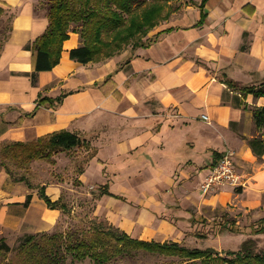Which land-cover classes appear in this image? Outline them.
Listing matches in <instances>:
<instances>
[{
	"label": "crops",
	"instance_id": "crops-1",
	"mask_svg": "<svg viewBox=\"0 0 264 264\" xmlns=\"http://www.w3.org/2000/svg\"><path fill=\"white\" fill-rule=\"evenodd\" d=\"M41 1L0 0L2 14H12L7 40L0 50V123H9L0 133V143L30 142L63 130L87 135V130L97 128L99 133L119 135L118 156L126 164L121 171L128 177L123 180L133 184L135 177L150 171L147 185L157 182L158 165L163 162L174 165L161 183L171 185L175 179H185L190 170L210 163L213 152L232 151L239 158L247 154L257 158L248 140L259 134L252 109L263 107L264 98L242 96L222 80H231L239 87L264 82V0H207L201 27H195L201 14L197 5L190 16L159 23L147 38L173 30L160 34L150 47L135 51L125 48L111 58L87 64L69 58V51L81 45L79 35L69 33L59 63L50 71L39 72L33 84L30 48L48 26L46 14L38 10ZM207 66L215 72L212 74ZM61 94L66 96L58 107L42 106L32 117L25 116L35 109L39 96L55 99ZM196 126L204 127L203 133L188 131ZM95 147L98 155L99 147ZM92 160L100 163L101 181L104 168L110 164L99 157ZM142 161L150 170H145ZM91 165L92 161L80 176L81 182L88 183ZM208 169L198 175L205 177ZM118 173H112V178ZM8 185L9 176L2 170L0 194ZM60 187L43 185L53 202L60 198ZM109 193L112 197L99 195V203L114 201L123 209L122 196L114 190ZM26 194L31 195L29 191ZM155 198L156 194L148 193L136 197L140 202L153 200L149 202L152 211L145 206L140 210L125 208L127 220L114 214L117 228L132 238L137 234L135 239L158 242L157 233L155 237L151 233L157 224ZM35 201L45 206L40 214L33 212L39 217L36 227L50 228L61 211L49 209L33 195L24 212L19 211L21 207H8L7 202L0 207V232L24 228ZM171 227L168 224L169 233ZM146 234L151 237L144 238Z\"/></svg>",
	"mask_w": 264,
	"mask_h": 264
},
{
	"label": "rangeland",
	"instance_id": "rangeland-1",
	"mask_svg": "<svg viewBox=\"0 0 264 264\" xmlns=\"http://www.w3.org/2000/svg\"><path fill=\"white\" fill-rule=\"evenodd\" d=\"M146 1L150 3L151 0ZM46 3L47 0H42L38 9L43 14H47ZM200 3L201 0H169L165 12L169 14L159 23L163 21L173 22L179 18H184V15L190 16L192 8ZM9 15L12 16L9 13L0 15V50L7 40L11 28V16ZM147 37L145 39H148ZM207 69L212 74L215 72L209 66H207ZM218 77L220 78V76ZM7 124L9 123L3 121L0 123V133L7 128ZM94 129L87 130V135L77 133L82 140L84 139L89 143L88 146L75 148L54 156V165L47 161H35L28 170H19L11 162L7 163L15 176L14 179L9 176V185L5 187V192L0 194V207L7 202L8 207L14 209H16L15 207H21L19 211L24 212L25 208L29 206H24L28 191L31 197L33 195L39 197V190L44 184L46 186L56 184L61 186L60 198L65 206V212L61 211V216L50 228L36 227V220L39 217L37 214L33 215V212L40 214L45 206L43 203L35 201L33 211L29 213L30 219L24 228L21 230L9 228L4 232H0V239H3L9 247V253L0 254V264L15 261L16 252L27 236L42 233L49 235L65 234L67 232H73L81 236L82 232L92 227L93 223H107V225L110 224L117 228L116 214H120L122 220L124 218L129 219L128 215L124 214V212L126 213L125 208L136 207L140 210L145 206L152 211L151 207L153 208V206H150L149 202L153 203V200L144 199L143 202L136 200V197L140 198L141 194L144 193L157 195V198L154 199L157 202V212H154L157 224L153 227L154 230L151 233L154 237L157 233L155 239L158 242H177L188 249H212L222 258L231 257L228 253L238 252L242 244L249 241L255 252H264V232H257L261 227H264L262 222V219H264L263 156L260 159H255L247 154L243 158H239L233 154L235 171L239 177L237 185L234 187L223 186L207 194H203L201 190L207 175L202 177L203 175L198 174L206 170L211 161L190 170L185 179L182 181L175 179V184L171 185L161 183L164 178L169 177L174 165L163 162L158 165L159 169L157 170L160 174L157 176V182L154 185L145 183L151 181V178H148L150 171L147 175L146 172L139 174V177L134 179L136 181L131 184L124 181L128 177L125 174L123 175L124 171H121V169H126L124 167L126 164L118 156L116 140L119 135L99 133L97 128ZM203 130L204 127L196 126L188 131L200 134L203 133ZM10 142L3 140L0 143V148ZM94 143L99 147L98 155ZM220 143L218 137L217 145L219 146ZM95 157H99L110 164L104 168L105 175L101 181L100 163L97 160H92ZM91 161L92 165L87 173L88 183H83L80 176L86 171ZM99 161L103 163V161ZM142 165L147 167L145 170H150L144 161H142ZM80 170H83L82 174H80ZM116 172L121 173L122 178L118 173L113 179L112 173L115 175ZM22 179H25L24 182ZM94 182L98 183L93 184ZM105 185H107L109 191L114 190L120 194L119 196H122V202L125 205L123 209L114 201L107 204L99 203V195H101L102 187ZM138 203L141 205H136ZM167 223L173 227H171V233L167 231ZM136 236L138 235L134 234L135 238ZM149 237H151L150 234L144 236V238ZM65 260V264H94L90 259L78 261L69 255ZM106 264L201 263L199 261H181L177 257L134 252L130 255L116 256Z\"/></svg>",
	"mask_w": 264,
	"mask_h": 264
},
{
	"label": "trees",
	"instance_id": "trees-1",
	"mask_svg": "<svg viewBox=\"0 0 264 264\" xmlns=\"http://www.w3.org/2000/svg\"><path fill=\"white\" fill-rule=\"evenodd\" d=\"M168 2L169 0H151L150 3L146 0H47L48 26L30 48L34 59L31 82L36 84L39 72L50 71L59 63L62 45L69 38V33H76L80 37L81 45L69 51V58L80 64L111 58L127 47L131 51L150 47L160 34L173 30L167 29L145 39L168 16L169 13H165ZM206 2L207 0H201L198 6L201 14L195 27L204 24L206 13L203 8ZM2 13L0 9V15ZM222 83L231 90H238L242 96L251 94L256 99L264 98V82L251 87H239L228 79H223ZM65 96L66 94H61L55 99L39 96L35 109L25 116L32 117L42 106L56 108ZM252 115L259 134L248 140V146L260 159L264 155V106L252 109ZM88 145L78 135L64 130L30 142H10L0 148V171L4 170L14 179L15 175L9 169L8 162L19 170H28L35 161H47L54 165V156ZM222 154L213 152L208 170L215 166ZM82 171H79L80 174ZM24 180L22 179L23 182ZM26 184L29 186L27 182ZM101 195L112 197L107 185L102 187ZM39 198L49 209L65 212L61 198L51 201L43 187L39 190ZM30 200L31 196L27 195L24 206L29 205ZM262 220L264 223V219ZM257 232H264V227ZM134 252L177 257L181 261H199L201 264H264V252H255L250 241L244 242L238 252L228 253L231 257L222 258L212 249H188L177 242L138 240L107 223H93L81 236L73 232L27 236L16 252L15 261L7 264H65L68 255L78 261L90 259L94 264H106L116 256ZM7 253L9 247L0 239V254Z\"/></svg>",
	"mask_w": 264,
	"mask_h": 264
},
{
	"label": "built area",
	"instance_id": "built-area-1",
	"mask_svg": "<svg viewBox=\"0 0 264 264\" xmlns=\"http://www.w3.org/2000/svg\"><path fill=\"white\" fill-rule=\"evenodd\" d=\"M207 120L206 116H203ZM233 152L227 151L222 154L214 167H212L201 186L203 194L210 193L223 186L234 187L237 185L239 177L235 171L233 162Z\"/></svg>",
	"mask_w": 264,
	"mask_h": 264
}]
</instances>
